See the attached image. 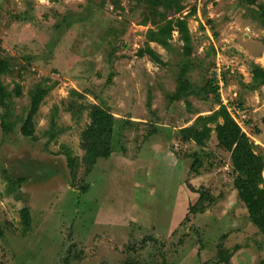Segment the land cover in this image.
Returning a JSON list of instances; mask_svg holds the SVG:
<instances>
[{"label":"rangeland","instance_id":"obj_1","mask_svg":"<svg viewBox=\"0 0 264 264\" xmlns=\"http://www.w3.org/2000/svg\"><path fill=\"white\" fill-rule=\"evenodd\" d=\"M136 2L0 0L3 55L12 59L2 76L10 97L0 104V264H217L219 247L237 245L231 264H264V233L235 189L230 152L215 131L203 147L179 134L221 101L264 154V85L248 86L253 65L264 68L256 12L264 0H186L181 16L194 5L197 14L187 32L169 24L170 48L150 41L158 29L142 24L147 6ZM187 56L196 85L225 74L220 101L213 93L191 96V106L167 99ZM40 85L54 87L27 137L21 127ZM92 104L118 122L113 154L88 174L81 133ZM200 191L215 202L190 214ZM25 206L33 221L26 234Z\"/></svg>","mask_w":264,"mask_h":264},{"label":"trees","instance_id":"obj_2","mask_svg":"<svg viewBox=\"0 0 264 264\" xmlns=\"http://www.w3.org/2000/svg\"><path fill=\"white\" fill-rule=\"evenodd\" d=\"M248 2L254 4L256 0H248ZM136 3L147 6V15L143 18L142 24H152L158 29L148 34L150 41L157 42L166 48L171 47V40L173 39L172 32L167 30L169 24L172 25L173 23L181 32H187L189 31L187 26L189 18L197 14V5H194L187 14L181 16L187 8L186 0H137ZM256 12L264 24V4H260ZM163 23H166V25H163ZM186 44L190 50L193 49L192 39ZM3 52L4 47L0 40V104L7 106L10 95L7 92L2 76L12 70V59L5 57ZM204 61L202 59V62ZM193 66L194 63L191 62V58L188 56L182 61L176 89L167 94V99L170 102L185 100L188 106H191L189 101L191 96L205 100L213 93L216 99L220 101V86L217 83L218 74L221 80L225 78V74L222 71L220 73L215 72L214 77L209 79L204 85L199 86L194 84L189 76ZM251 73L252 81L248 85L250 89L255 90L259 86L264 85L263 67L254 64ZM53 87V85H47L46 87L40 85L31 93L29 114L21 127L23 135L27 137L35 136V117ZM16 91L21 93L19 85L16 86ZM148 106L149 108L152 107L151 94L149 95ZM86 108L89 109L91 122L81 133V145L86 153L84 156L86 173L90 174L100 158H109L113 154V141L118 118L107 107L99 104L87 105ZM130 122L131 120L125 121L127 125L131 124ZM2 123L5 131H12V127L5 122V118L2 119ZM56 127L57 122L52 118L51 128L55 129ZM125 128L123 126L121 129ZM213 131L216 132L218 145L228 150L231 154V164L235 174L234 186L240 200L248 210L250 221L260 232L264 233V154L257 151V145L229 111L228 107L221 101L217 109L212 110L209 114L198 115L191 125L182 127L179 130V134L183 142H195L198 146L203 147L210 140ZM68 151L72 152L71 150ZM201 166V160L196 159L192 165V170L198 172ZM83 191L87 193V187ZM200 193L199 202L190 206V214L203 213L215 202L213 195L205 191H200ZM206 201H209L208 205L205 204ZM21 216L23 231L26 234L31 230L33 222L29 206L23 207ZM240 248V245L233 249L225 246L219 247L218 261L230 264L231 258Z\"/></svg>","mask_w":264,"mask_h":264},{"label":"crops","instance_id":"obj_3","mask_svg":"<svg viewBox=\"0 0 264 264\" xmlns=\"http://www.w3.org/2000/svg\"><path fill=\"white\" fill-rule=\"evenodd\" d=\"M219 72V71H218ZM252 74V73H251ZM218 80H219V86H222L223 87V85H224V81H222L221 79H220V77H219V74H218ZM251 81H252V77H251ZM250 81V82H251ZM224 105H226L227 107H228V103H223ZM228 109H229V111H230V108L228 107ZM111 157V156H110ZM97 164V163H96ZM191 193V192H190ZM226 200V199H225ZM190 208V207H189ZM173 228L175 227V226H172ZM238 251V250H237ZM234 256V255H233ZM232 259V258H231ZM205 260V259H204ZM217 264H219L220 262L218 261V252H217ZM223 264H225V263H223ZM230 264H231V262H230Z\"/></svg>","mask_w":264,"mask_h":264},{"label":"built area","instance_id":"obj_4","mask_svg":"<svg viewBox=\"0 0 264 264\" xmlns=\"http://www.w3.org/2000/svg\"><path fill=\"white\" fill-rule=\"evenodd\" d=\"M226 104V103H225Z\"/></svg>","mask_w":264,"mask_h":264}]
</instances>
